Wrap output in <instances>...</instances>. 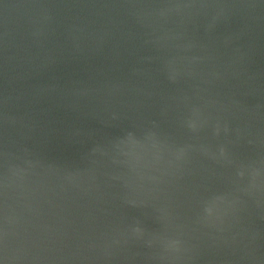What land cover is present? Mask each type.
Here are the masks:
<instances>
[{
	"label": "water",
	"instance_id": "water-1",
	"mask_svg": "<svg viewBox=\"0 0 264 264\" xmlns=\"http://www.w3.org/2000/svg\"><path fill=\"white\" fill-rule=\"evenodd\" d=\"M0 264H264V0H0Z\"/></svg>",
	"mask_w": 264,
	"mask_h": 264
}]
</instances>
